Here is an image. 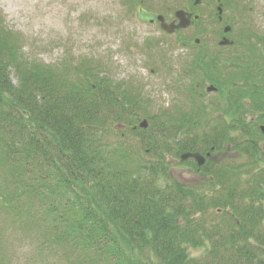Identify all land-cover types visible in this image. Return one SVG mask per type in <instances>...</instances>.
<instances>
[{
	"label": "trees",
	"instance_id": "trees-1",
	"mask_svg": "<svg viewBox=\"0 0 264 264\" xmlns=\"http://www.w3.org/2000/svg\"><path fill=\"white\" fill-rule=\"evenodd\" d=\"M144 1L124 0L135 13ZM218 1L237 27L236 3ZM195 7V31L178 38L181 99L152 113L140 86L90 56H27L0 11V264H16L14 239L28 241L23 264H264V42L210 44L219 13Z\"/></svg>",
	"mask_w": 264,
	"mask_h": 264
},
{
	"label": "rangeland",
	"instance_id": "rangeland-1",
	"mask_svg": "<svg viewBox=\"0 0 264 264\" xmlns=\"http://www.w3.org/2000/svg\"><path fill=\"white\" fill-rule=\"evenodd\" d=\"M146 1L139 13L130 10L124 0H0V11L6 27L20 36L22 51L27 56L54 65L67 54L71 59L90 56L102 62L115 80L123 79L128 84L140 86L152 113L181 99L174 88L177 83L188 81L179 82L177 76L187 59L189 47L179 44L178 38L191 36L195 27L190 25L177 35L166 34L156 19L161 14L164 21H171L174 11L184 9L191 0ZM230 1L233 5L236 3L233 8L239 16L242 13L243 20L238 21L237 30L236 26L232 29V25L225 24L231 10L216 9L219 1L216 5V0H200L196 4L194 10L205 20L214 17L215 12L219 13L218 20L206 24L209 43H218L212 38L226 27L231 37L249 33L253 41L258 38V43L264 42V0ZM211 29L214 30L212 33ZM258 47L264 50L263 44ZM167 65L170 70L165 68ZM12 81H17L13 74ZM214 97V93L206 92V101ZM143 119L141 117L140 122ZM173 165V176L185 182L198 181V176L186 164L176 160ZM16 236L11 232L10 238L7 233L4 235L10 241ZM11 242L12 246L5 247L7 255L13 256L14 263L23 264L28 241L14 239ZM191 252L201 253L200 250Z\"/></svg>",
	"mask_w": 264,
	"mask_h": 264
},
{
	"label": "water",
	"instance_id": "water-1",
	"mask_svg": "<svg viewBox=\"0 0 264 264\" xmlns=\"http://www.w3.org/2000/svg\"><path fill=\"white\" fill-rule=\"evenodd\" d=\"M199 0H195V3H198ZM174 17L176 19V21H171L169 23L164 22L163 21V17L162 16H157V19L161 22V28L168 32L171 33L173 32L175 29H183L186 28L190 25L191 23V15L186 13L184 10L179 9L175 11ZM228 29V27L225 28V31ZM224 41H222L221 43H223ZM207 91H213L216 90V88L213 85H208L206 87ZM140 127H146L147 126V121L145 119H143L140 123H139ZM261 131L264 133V125L260 126ZM187 158H193L198 165H201L204 163L205 157L199 153V152H184L180 155V159L181 160H185Z\"/></svg>",
	"mask_w": 264,
	"mask_h": 264
},
{
	"label": "flooded vegetation",
	"instance_id": "flooded-vegetation-1",
	"mask_svg": "<svg viewBox=\"0 0 264 264\" xmlns=\"http://www.w3.org/2000/svg\"><path fill=\"white\" fill-rule=\"evenodd\" d=\"M228 33H229V31L228 32H225L224 34H222V35H218L217 36V39H215V38H212V40L213 39H215V40H217V41H220L223 37L225 38V39H227L228 40V43L226 44V45H229V42L231 41V40H229V38H228ZM209 37H211V36H209ZM235 37V36H234ZM236 38V37H235Z\"/></svg>",
	"mask_w": 264,
	"mask_h": 264
}]
</instances>
